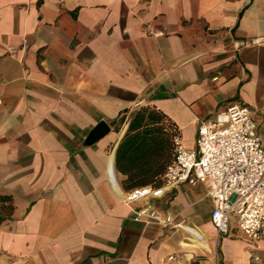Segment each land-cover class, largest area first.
<instances>
[{
    "label": "crops",
    "instance_id": "1",
    "mask_svg": "<svg viewBox=\"0 0 264 264\" xmlns=\"http://www.w3.org/2000/svg\"><path fill=\"white\" fill-rule=\"evenodd\" d=\"M233 101L264 135V0H0V264H211L197 249L214 228L205 186L152 199L179 225L148 221L115 155L140 106L191 149L198 120ZM155 137L130 153L146 184L166 167ZM252 243L232 222L224 264H250Z\"/></svg>",
    "mask_w": 264,
    "mask_h": 264
},
{
    "label": "built area",
    "instance_id": "2",
    "mask_svg": "<svg viewBox=\"0 0 264 264\" xmlns=\"http://www.w3.org/2000/svg\"><path fill=\"white\" fill-rule=\"evenodd\" d=\"M161 178V184L138 185L125 192L126 203L143 202L134 210L137 215L163 225H179L175 214L156 208L152 199L178 183H202L211 200L210 221L217 235L228 234L233 222L244 237L264 239V135L247 104L233 101L212 118L198 120L191 149L176 129L173 156ZM168 259L175 255L169 254Z\"/></svg>",
    "mask_w": 264,
    "mask_h": 264
},
{
    "label": "trees",
    "instance_id": "3",
    "mask_svg": "<svg viewBox=\"0 0 264 264\" xmlns=\"http://www.w3.org/2000/svg\"><path fill=\"white\" fill-rule=\"evenodd\" d=\"M140 125H143V130L138 131ZM135 129H137V131L134 133L132 141L128 144H124L122 140L116 149L115 155V164L118 170L128 173L127 183L124 184L127 188L146 184L150 180L151 176L145 174L144 169L137 170L131 168V163L136 161L131 157V154H134L135 149L145 145V134L154 131L156 135L154 139V148L156 149V157L159 158L156 159V161L160 160L158 161L159 164L158 162L156 163L157 172L162 170L173 156V134L178 128L174 122L158 108L144 105L140 106L131 116L126 134ZM166 150L168 152L167 157L169 161H166V155H164V151ZM129 157H131V160H129Z\"/></svg>",
    "mask_w": 264,
    "mask_h": 264
},
{
    "label": "rangeland",
    "instance_id": "4",
    "mask_svg": "<svg viewBox=\"0 0 264 264\" xmlns=\"http://www.w3.org/2000/svg\"><path fill=\"white\" fill-rule=\"evenodd\" d=\"M207 233L206 239L209 243V249L203 247L197 249L202 253V256L210 258L211 264H224V261L222 260L223 256L221 249L222 236L217 235L213 227ZM230 237L244 240L241 235H231ZM252 242V244L247 245L251 248V252H253L251 257L254 258L250 261V264H264V247L261 245L260 240Z\"/></svg>",
    "mask_w": 264,
    "mask_h": 264
},
{
    "label": "water",
    "instance_id": "5",
    "mask_svg": "<svg viewBox=\"0 0 264 264\" xmlns=\"http://www.w3.org/2000/svg\"><path fill=\"white\" fill-rule=\"evenodd\" d=\"M108 130V125L105 121L101 120L95 124L89 134V139L93 140L103 135Z\"/></svg>",
    "mask_w": 264,
    "mask_h": 264
}]
</instances>
